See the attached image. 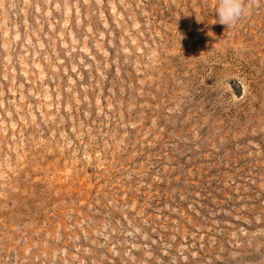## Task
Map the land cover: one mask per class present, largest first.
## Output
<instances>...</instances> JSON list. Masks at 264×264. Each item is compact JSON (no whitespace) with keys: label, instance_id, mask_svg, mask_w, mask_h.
<instances>
[{"label":"rangeland","instance_id":"1","mask_svg":"<svg viewBox=\"0 0 264 264\" xmlns=\"http://www.w3.org/2000/svg\"><path fill=\"white\" fill-rule=\"evenodd\" d=\"M0 0V264H264V0Z\"/></svg>","mask_w":264,"mask_h":264},{"label":"clouds","instance_id":"2","mask_svg":"<svg viewBox=\"0 0 264 264\" xmlns=\"http://www.w3.org/2000/svg\"><path fill=\"white\" fill-rule=\"evenodd\" d=\"M247 10L246 0H218V23L227 27L234 26L244 17Z\"/></svg>","mask_w":264,"mask_h":264}]
</instances>
